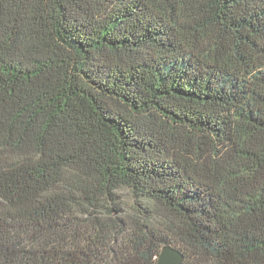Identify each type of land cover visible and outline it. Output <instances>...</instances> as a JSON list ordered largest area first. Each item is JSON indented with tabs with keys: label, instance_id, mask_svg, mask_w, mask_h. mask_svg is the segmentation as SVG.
Wrapping results in <instances>:
<instances>
[{
	"label": "trees",
	"instance_id": "16d2710c",
	"mask_svg": "<svg viewBox=\"0 0 264 264\" xmlns=\"http://www.w3.org/2000/svg\"><path fill=\"white\" fill-rule=\"evenodd\" d=\"M165 245L264 264V0H0V264Z\"/></svg>",
	"mask_w": 264,
	"mask_h": 264
},
{
	"label": "water",
	"instance_id": "95a60500",
	"mask_svg": "<svg viewBox=\"0 0 264 264\" xmlns=\"http://www.w3.org/2000/svg\"><path fill=\"white\" fill-rule=\"evenodd\" d=\"M183 253L171 245H165L157 256V264H182Z\"/></svg>",
	"mask_w": 264,
	"mask_h": 264
},
{
	"label": "rangeland",
	"instance_id": "374dc122",
	"mask_svg": "<svg viewBox=\"0 0 264 264\" xmlns=\"http://www.w3.org/2000/svg\"><path fill=\"white\" fill-rule=\"evenodd\" d=\"M117 197L120 199V204L125 209V211L130 212V206L133 203V197L128 189H120L117 191ZM155 211L162 212L163 209L160 207L155 208Z\"/></svg>",
	"mask_w": 264,
	"mask_h": 264
}]
</instances>
